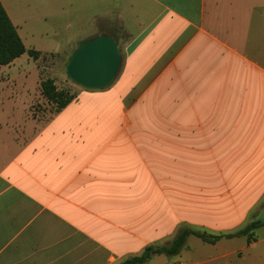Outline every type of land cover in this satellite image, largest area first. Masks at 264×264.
<instances>
[{"label": "crops", "instance_id": "0c3cea01", "mask_svg": "<svg viewBox=\"0 0 264 264\" xmlns=\"http://www.w3.org/2000/svg\"><path fill=\"white\" fill-rule=\"evenodd\" d=\"M1 1L20 37L21 31L31 35L15 0ZM57 2L73 8L84 3L88 27L74 19L82 30L77 43L108 35L126 55L102 96L79 88L21 153V165L8 169L21 185L0 192V264L123 262L152 246L148 242L175 219L189 216V189L177 202L167 183L157 193L155 182L175 175L168 152L138 151L168 149V142L104 141L120 116L157 111L174 117L180 124L164 131L180 133L183 161L186 149H196L187 164L230 165V189L199 191L204 202L212 198L199 213L212 225L206 229L230 233L245 227L264 204V187L254 188L253 174L255 165H264V0ZM63 117L65 125L50 126ZM108 147L118 152L103 153ZM146 188L150 193H143ZM204 244L223 245L213 264H264V253L255 252L264 237L255 245L245 237ZM195 261L198 256L187 255L183 264Z\"/></svg>", "mask_w": 264, "mask_h": 264}, {"label": "rangeland", "instance_id": "374dc122", "mask_svg": "<svg viewBox=\"0 0 264 264\" xmlns=\"http://www.w3.org/2000/svg\"><path fill=\"white\" fill-rule=\"evenodd\" d=\"M14 2L18 11L24 15L25 20L31 26L29 27L32 31L31 35L26 36L24 31H21L23 42L29 50L39 52V56L33 58L26 54L9 66H0V184H2L0 192L21 185V179H15L7 172L8 169L21 165L19 159L21 153L38 136L40 129L48 125L57 116L59 106L43 96L41 84L44 81L53 80L59 91H66L70 96L77 97L81 87L67 78L65 68L73 52L82 44V42L77 43L75 35L82 30H77L74 19L83 20L84 27H88L84 21L86 20L84 3L78 8H73L67 3H58L57 0H15ZM125 39L121 38L123 42ZM121 51L124 62L125 50L121 48ZM105 90H86V92L96 98L102 96V92ZM145 104H147L146 101L141 102L139 109H143ZM74 108L71 111L73 116V111L76 112ZM156 112L154 115L148 114L139 117L134 115L120 116L116 122L111 124L113 132L108 137H106V134L104 138L106 143L113 141H151L165 145L168 142L170 145L168 149L154 148L138 151L156 152L159 156L168 152V160L171 161L175 175L170 181L155 182V184H158V195L164 192L166 183L167 193L174 195L175 202L181 199L180 195L183 189L190 190L189 212L191 211V213L189 216L186 219H175L171 225H168L163 236L151 240L148 244L168 246L175 238L179 228L183 226L212 234L221 233L220 230H213L214 227L203 228L205 225H212L199 212L205 209V205L209 204L212 198H207L204 202L205 198L198 195V193L208 189H227L228 191L230 185L225 170H229L231 166L187 164L186 159L189 156L197 157L198 150L186 149V159L183 161V150L178 143L180 142L178 138L180 133H167L164 131L167 124L172 126L178 125L180 122L176 121L174 117H166L164 114L160 115ZM68 118H71V116L68 115ZM67 121L68 119L66 120L63 117L50 126L56 128L65 125ZM76 145L77 148H82L81 142H77ZM62 151L64 153V150ZM111 152H118V149L108 147L103 151V153ZM182 168L185 169L184 177L180 175ZM262 171H264V165L254 166L255 189L264 187V179H259ZM177 172L179 175H176ZM149 191L150 188H146L143 193H150ZM263 202L264 198L259 205ZM263 237L264 228L255 230L249 243L255 245ZM221 246L223 245L209 247L199 239L192 237L188 239L179 256L164 255L156 257L148 264H183L184 257L187 255L198 256L199 261H195L196 264L198 262L199 264H213L210 260L223 251ZM255 252L264 253V245ZM242 253L237 254L239 259L243 257ZM220 263V261H217L214 264Z\"/></svg>", "mask_w": 264, "mask_h": 264}, {"label": "trees", "instance_id": "16d2710c", "mask_svg": "<svg viewBox=\"0 0 264 264\" xmlns=\"http://www.w3.org/2000/svg\"><path fill=\"white\" fill-rule=\"evenodd\" d=\"M25 54H28L33 58L39 56V52L27 50L22 38L0 0V66H9ZM41 88L43 96L53 104L55 103L59 106L57 112L65 109L74 100V97L70 96L66 91H59L53 80L44 81L41 84ZM263 227L264 204L259 207V210L252 213L251 220L245 227L235 232L210 234L208 232L183 227L179 229L176 237L168 246H148L140 255L129 257L120 264H147L156 256H177L181 253L190 237H196L210 245H216L224 239L231 240L242 237H246L248 242H250L253 232Z\"/></svg>", "mask_w": 264, "mask_h": 264}, {"label": "water", "instance_id": "95a60500", "mask_svg": "<svg viewBox=\"0 0 264 264\" xmlns=\"http://www.w3.org/2000/svg\"><path fill=\"white\" fill-rule=\"evenodd\" d=\"M123 66L122 51L111 36L99 35L84 41L71 55L65 73L75 85L89 91L109 88Z\"/></svg>", "mask_w": 264, "mask_h": 264}]
</instances>
